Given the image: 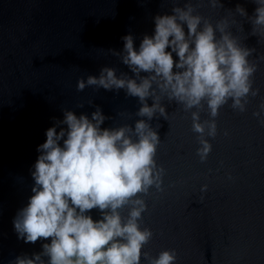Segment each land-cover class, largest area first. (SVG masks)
<instances>
[{"label":"water","instance_id":"water-1","mask_svg":"<svg viewBox=\"0 0 264 264\" xmlns=\"http://www.w3.org/2000/svg\"><path fill=\"white\" fill-rule=\"evenodd\" d=\"M174 2L0 0V264L41 248L39 241L17 238L13 218L31 195L29 169L52 118H62L63 108L91 114L100 105L112 118L104 126L137 119V98L122 89L88 86L81 91L77 81L98 74L104 65L128 71L109 49H121V37L130 31L138 38L151 33L152 17ZM224 3L231 8L240 3L250 14L255 8L253 0ZM198 10L213 22L224 14L206 0H200ZM235 29L242 43L255 48L251 59L259 68L253 80L261 94L249 97L246 112L230 104L221 108L217 135L208 137L207 160L197 154L190 111L172 102L168 120H153L161 125L156 159L166 174L163 191L153 188L144 195L143 222L154 232L145 251L156 255L175 249L177 264H264V123L253 115L264 103V32L251 35V24L243 18ZM201 119H210L206 108ZM121 211L126 217L127 207Z\"/></svg>","mask_w":264,"mask_h":264},{"label":"clouds","instance_id":"clouds-1","mask_svg":"<svg viewBox=\"0 0 264 264\" xmlns=\"http://www.w3.org/2000/svg\"><path fill=\"white\" fill-rule=\"evenodd\" d=\"M206 2L224 13L215 22L198 10L200 0H176L152 17L151 33L138 38L130 31L121 37V49H109L128 71L104 65L77 81L81 91L88 86L124 90L137 98L138 118L104 126L112 118L100 105L91 114L63 108L62 118H52L29 169L31 195L13 218L17 238L39 241L41 248L21 252L9 264H177L175 249L145 251L154 232L143 222L144 195L153 188L163 191L166 174L156 159L161 125L153 120H168L172 102L190 111L197 154L206 161L221 108L230 104L246 112L249 97L261 94L253 80L259 68L251 59L255 48L241 42L235 25L243 18L251 35L264 32V0H253L251 14L240 3L231 8L224 0ZM205 108L210 119L202 120ZM253 115L264 123V103Z\"/></svg>","mask_w":264,"mask_h":264}]
</instances>
